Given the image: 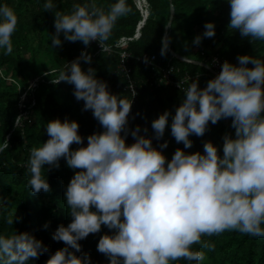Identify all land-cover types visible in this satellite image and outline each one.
Here are the masks:
<instances>
[{"label":"clouds","instance_id":"1","mask_svg":"<svg viewBox=\"0 0 264 264\" xmlns=\"http://www.w3.org/2000/svg\"><path fill=\"white\" fill-rule=\"evenodd\" d=\"M229 5V29L238 30L251 42L264 41V0H229ZM43 8L51 11L56 5L47 0ZM72 9L70 14L55 12L52 45L62 44L63 33L65 40L81 41L85 46L97 41L103 52L107 51L105 41L116 21L129 11L126 0H117L107 12L94 2L73 4ZM17 22L10 7L0 6V49H4V55L13 51L11 37ZM204 27L203 37L215 36L213 23ZM201 40L198 35L193 43L199 45ZM167 47L165 42L162 55ZM81 58L91 62L87 54L82 53ZM81 58L66 64L52 83L74 85L75 98L84 101L83 110H91L104 131L89 135L86 147L72 150V144L84 143L78 134V123L52 120L46 126L50 138L30 150L27 164L28 186L33 194L50 191L42 176L43 166L59 168V160L64 158L70 169H79L65 191L72 220L67 227L58 226L53 234V239L66 247L51 255L46 264H90L87 254L77 257L69 248L79 252L78 241L98 233L102 225L114 230L113 235H103L97 245L110 264L201 261L203 253L191 251V246L214 248L202 236L239 231L264 237V60L238 56L239 66L225 61L205 88L191 82L182 89L185 98L171 123V135L177 143L191 148L190 135L202 137L209 122L214 125L228 118L235 138L228 134L223 137L222 157L216 146L205 142L203 154H186L177 149L166 161L162 152L152 146V139L140 135L139 126L131 130L135 142L126 145L132 101L111 94L107 84L95 78L93 68L82 71ZM183 83L180 81L178 87ZM169 116L165 111L152 121L157 140L164 136ZM21 120L17 117V127ZM167 146L165 142L161 148ZM8 147L5 140L0 152ZM13 222L9 216L7 223ZM42 251H47L42 242L26 232L0 235L2 264H26Z\"/></svg>","mask_w":264,"mask_h":264},{"label":"trees","instance_id":"2","mask_svg":"<svg viewBox=\"0 0 264 264\" xmlns=\"http://www.w3.org/2000/svg\"><path fill=\"white\" fill-rule=\"evenodd\" d=\"M149 14L140 27V36L134 38L138 25L143 19L142 9L136 0H126L129 11L116 21L105 45L111 50L102 51L97 41L85 46L81 41L69 42L60 34L62 44L52 45L55 35V12H72L73 4L95 3L98 7L109 10L117 0H53L56 8L44 10L47 0H0V6L7 5L17 16V25L12 34L13 51L4 55L0 49V146L7 140L9 147L0 152V235L10 236L15 232L28 233L42 242L47 251H42L38 258H31L26 264H46L57 250L66 245L53 239L58 226L65 227L71 222L66 204L65 191L76 171L70 169L64 158L59 160V168L43 166L42 176L47 180L50 191L41 190L33 194L28 186L30 173L27 164L30 150L40 147L50 137L47 135V123L59 119L61 122L76 121L78 134L84 138L83 145L72 144V150L87 146V137L102 133L97 119L91 110H83L84 101L74 96V85L60 82L53 84L59 71L70 64L82 53L91 57L87 63L80 59L82 71L91 67L95 78L107 84L108 91L117 97H127L132 101L128 115L129 134L126 145L135 142L131 130L140 127V135L152 139V146L161 151L170 161L177 149L186 154L204 153V143L216 146L218 155L223 156V137L228 134L235 138L231 127V118L221 119L216 124L209 122L205 134L197 137L192 134L191 148L177 143L171 135L172 116L175 115L185 96L182 89L160 82L159 67L173 65L177 76L189 73L198 75L195 82L200 89L214 79L209 69L199 64L181 60L167 49L162 55L163 36L170 19L171 4L175 14L168 33L169 46L177 53L211 64L210 56L219 55L233 65L239 66L237 57L248 55L264 60V41L242 37L238 30H230L229 0H146ZM215 25V36L203 37L206 23ZM201 36L199 45L193 43L196 36ZM121 37H133L122 47L117 43ZM130 53L125 64L130 67L129 74L122 70L120 52ZM143 54L155 56L154 64H146L140 59ZM252 67V65H248ZM49 73V75H45ZM132 79L138 95L134 102L128 86ZM36 84L33 86L32 82ZM165 111L170 113L164 136L157 140L151 127L152 121ZM17 117H21L20 126H16ZM147 128V132L144 129ZM124 136V133H121ZM167 142V148H161ZM95 211V208L91 209ZM9 216L14 222L7 223ZM47 225V227H45ZM264 227V225H262ZM113 235L114 230L102 225L101 230L89 234L78 241L79 252L69 248L77 257L85 254L90 264H110L109 258L97 250L99 239L103 235ZM202 240L214 245L212 250L193 244L191 251L201 252L204 259L188 261L179 259L170 264H264V237H253L239 231H225L219 235L202 236ZM2 264V260H0Z\"/></svg>","mask_w":264,"mask_h":264},{"label":"built area","instance_id":"3","mask_svg":"<svg viewBox=\"0 0 264 264\" xmlns=\"http://www.w3.org/2000/svg\"><path fill=\"white\" fill-rule=\"evenodd\" d=\"M145 6L147 7L148 5L145 4ZM140 28L138 27L137 29V32L135 33V36L134 38H138L140 36L139 30ZM133 39V37H121L119 42L117 43V46L118 47H122L124 45H126L128 43L129 40ZM99 45V43H98ZM100 47V45H99ZM105 47L107 48V50H111V47L109 46H106ZM120 55H121V62H122V70L127 74H129L130 72V67H128L125 62H126V58L127 56L130 55V53L126 52L125 50L121 51L120 52ZM210 60H211V66L213 67V69L217 72V73H212L213 74V78H215L221 71L222 69V65L223 63L226 61L225 58H222L220 57L219 55H211L210 57ZM140 59L142 61H144L146 64H154V60H155V56H149L148 54H143ZM159 70H160V77H159V80L160 82H165L167 84H171L172 86L174 87H177V88H180V89H183V88H187L188 85L191 83V82H195L196 78L198 75H192V74H189V73H185L183 75H180V76H177L176 75V72L178 71V69H176L173 65H170V66H165V67H159ZM180 81H184V83L182 84V87H178V84L180 83ZM130 83H128V88L130 90V93L132 95V92L134 91L135 92V95L133 96L132 95V99L133 101L135 102L136 99H137V95H138V91H137V87L135 86L134 82H132V79L129 80ZM36 84L35 81L32 82V85L34 86Z\"/></svg>","mask_w":264,"mask_h":264},{"label":"water","instance_id":"4","mask_svg":"<svg viewBox=\"0 0 264 264\" xmlns=\"http://www.w3.org/2000/svg\"><path fill=\"white\" fill-rule=\"evenodd\" d=\"M137 3H138V6L142 9V13H143V19L140 21L138 27L140 28L143 23L145 22V20L147 19L148 17V14H149V10L147 8H144V5L147 4V1L146 0H136ZM148 5V4H147ZM174 14H175V7H174V4H171V14H170V19H169V22L166 26V31L164 32V36H163V44L165 42H168V38H169V30H170V27H171V24H172V20L174 18ZM167 49L173 54V56L181 59V60H184V61H187V62H192V63H195V64H199L201 66H204L206 67L207 69H209V71H211L212 73H217L213 67L206 63V62H203V61H199V60H195V59H190V58H187L179 53H177L176 51H174L170 46H169V43H168V47Z\"/></svg>","mask_w":264,"mask_h":264}]
</instances>
